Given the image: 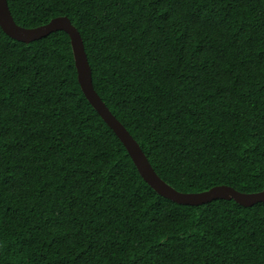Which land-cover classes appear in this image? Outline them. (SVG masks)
Instances as JSON below:
<instances>
[{"label":"trees","instance_id":"16d2710c","mask_svg":"<svg viewBox=\"0 0 264 264\" xmlns=\"http://www.w3.org/2000/svg\"><path fill=\"white\" fill-rule=\"evenodd\" d=\"M66 16L93 85L180 192L264 191V0H7ZM0 264H264V202L160 196L85 97L70 36L0 26Z\"/></svg>","mask_w":264,"mask_h":264},{"label":"water","instance_id":"95a60500","mask_svg":"<svg viewBox=\"0 0 264 264\" xmlns=\"http://www.w3.org/2000/svg\"><path fill=\"white\" fill-rule=\"evenodd\" d=\"M0 26L9 37L24 43H31L45 38L56 31H64L70 36L78 81L85 97L123 143L143 179L160 196L175 203L190 206H199L218 199L234 200L244 207H252L260 202H264V191L243 193L228 185H218L202 192L185 193L176 190L160 178L139 143L113 115L96 92L84 41L70 18L60 16L53 18L47 24L34 28H26L16 23L8 1L0 0Z\"/></svg>","mask_w":264,"mask_h":264}]
</instances>
